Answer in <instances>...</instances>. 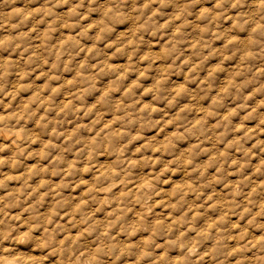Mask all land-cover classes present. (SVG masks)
<instances>
[{"label": "rangeland", "instance_id": "374dc122", "mask_svg": "<svg viewBox=\"0 0 264 264\" xmlns=\"http://www.w3.org/2000/svg\"><path fill=\"white\" fill-rule=\"evenodd\" d=\"M7 262L264 264V0H0Z\"/></svg>", "mask_w": 264, "mask_h": 264}, {"label": "bare ground", "instance_id": "6f19581e", "mask_svg": "<svg viewBox=\"0 0 264 264\" xmlns=\"http://www.w3.org/2000/svg\"><path fill=\"white\" fill-rule=\"evenodd\" d=\"M6 135V134H5ZM2 136H4V135H2ZM7 137V135L4 137V138H6ZM4 140V139H3ZM12 148V147H11ZM14 150V149H13ZM16 151V150H15ZM121 196V195H120ZM144 213V212H143ZM20 261V260H19ZM6 264H17V263H15V262H7Z\"/></svg>", "mask_w": 264, "mask_h": 264}]
</instances>
